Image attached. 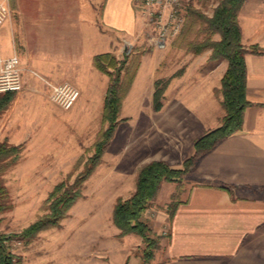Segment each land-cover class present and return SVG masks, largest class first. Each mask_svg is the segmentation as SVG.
<instances>
[{
	"label": "rangeland",
	"instance_id": "rangeland-1",
	"mask_svg": "<svg viewBox=\"0 0 264 264\" xmlns=\"http://www.w3.org/2000/svg\"><path fill=\"white\" fill-rule=\"evenodd\" d=\"M66 1L70 0H64V3ZM221 1L180 0L179 32L174 36L169 35L164 41L159 38L155 24L138 10L144 26L139 36L140 42L134 46H130L129 42L124 46L119 43L117 50L120 49L121 53L112 54L118 60L127 55L129 65L133 64L132 68L136 62L139 68L143 58H151L158 64L154 82L159 81L160 86L168 81L167 84L173 88L177 82H182L183 77L186 78L184 86H193L180 96L181 102L198 105L205 98V94L196 85L199 78L206 77L211 71L209 76H213L212 80L217 82L227 64L222 59L209 60L210 49L198 55L187 49L189 42L201 43L206 38L219 40L218 34H210L206 23L192 17L189 12L197 11L210 18ZM5 2L9 8L6 20L16 28V55L20 58L22 53L18 27L22 10L53 7L54 0ZM94 5L100 9L101 0H95ZM131 72L132 69L129 74H125L127 79ZM31 74L35 78L39 76L35 71ZM142 77H138L133 87L132 82L124 97L120 122L113 139L84 182L80 199L59 227L38 233L28 243L17 236L47 213V198L58 183H72L83 172L85 164L94 154V145L107 125L102 122L100 103L91 104L88 110L77 109L78 102L69 111L59 109L49 98L50 87L54 84L47 81L41 92L34 95L35 99L28 96L16 99V96L22 93L26 95V91L32 90L23 80V89L15 94L8 108L0 114V124L8 117L7 123L17 127L13 135H21L19 145L22 151L18 162L6 168L0 176L7 190V204L10 207L0 213V237L7 251L14 257V264H89L91 260L86 257L91 254L96 261L105 264H153L172 205L182 198L190 174L176 183H162L163 187L157 197L142 213L141 221L148 227L150 243L144 242L136 234L118 237L119 230L112 223L115 201L117 198L127 199L131 196L135 189L137 171L142 165L156 160L165 161L173 168H181L182 163L193 154V150L188 149L190 136L199 138L202 133H207L208 127L203 124L198 126L189 118L183 120L185 125L180 128L169 126L166 109L167 104L173 102V91L167 93V85L162 100L165 109L155 115L151 108V79L148 82L147 78ZM29 101L39 104V108H29ZM139 104L141 107L137 106ZM214 109L207 106V114H212ZM177 111L187 114L181 108H177ZM192 114L198 117L199 111ZM10 136H7L8 140ZM7 139L0 136V142L6 141L9 144ZM262 251L264 240H260L248 251V263L264 264Z\"/></svg>",
	"mask_w": 264,
	"mask_h": 264
},
{
	"label": "crops",
	"instance_id": "crops-1",
	"mask_svg": "<svg viewBox=\"0 0 264 264\" xmlns=\"http://www.w3.org/2000/svg\"><path fill=\"white\" fill-rule=\"evenodd\" d=\"M94 1L54 0L53 7L22 10L19 60L22 79L32 90H25L28 94L22 93L16 99H35L45 81L54 85L68 82L80 91L77 109L88 110L95 102L103 105L108 78L93 66V58L105 53L118 55L119 43L138 45L144 26L138 11L140 0H101L100 9ZM6 21L0 27V61L16 55V28ZM237 22L242 44L257 45L264 52V0H245ZM244 59L246 99L251 106L244 113L242 128L203 156L190 173L183 196L176 201L172 218L165 226L153 264H250L248 251L264 240V192L250 191L264 188V54L247 53ZM157 67L151 58H143L132 84L133 87L140 76L148 82L151 79V100ZM34 71L40 77H33ZM210 72L196 84L205 94L198 105L181 102L180 96L193 86H184L186 78L173 88L168 85L167 93H174L166 109L169 126L180 128L187 118L198 126H207L206 132L220 126L223 74L216 82ZM39 106L30 102L28 107L36 110ZM207 106L216 109L207 114ZM151 108L155 115L165 109L162 105L155 112L152 102ZM177 108L187 114L176 112ZM196 110L198 117L192 114ZM7 120L8 117L0 124V136L7 139L12 135L7 141L18 146L21 135H13L17 127ZM196 139L190 136L188 149L193 150ZM91 256L86 257L91 260L89 264H105Z\"/></svg>",
	"mask_w": 264,
	"mask_h": 264
},
{
	"label": "trees",
	"instance_id": "trees-1",
	"mask_svg": "<svg viewBox=\"0 0 264 264\" xmlns=\"http://www.w3.org/2000/svg\"><path fill=\"white\" fill-rule=\"evenodd\" d=\"M245 0H222L214 9L210 18L204 17L197 11L189 12L192 17L204 21L207 31L219 35L218 41L211 38L201 43L189 42L187 49L195 55L205 49H210L209 60L226 61V69L220 80V106L223 117L220 126L208 131L197 138L193 143V154L188 157L181 168H173L165 161H151L142 165L136 174L135 189L127 199L117 198L112 211V223L119 230L118 237L136 234L146 243L151 240L148 237V227L141 221V215L158 195L162 183H176L184 176L189 175L198 165L201 158L211 152L221 141L241 130L243 117L251 103L246 99V66L245 55L264 54L258 46L245 47L241 41V31L237 22V15ZM128 63L127 55L118 60L112 53L96 55L93 58V66L108 78L102 105V122L107 127L101 132L94 145V154L85 164L81 172L72 183H58L47 198V213L24 229L18 239L28 243L38 233L59 227L60 222L66 218L69 210L82 196L83 184L91 175L93 169L99 163L105 149L113 139L120 122L119 115L124 97L128 93L136 75L138 64L133 66ZM127 79L125 74H129ZM124 75V76H123ZM127 79V81H126ZM168 81L161 86L159 81L154 82L152 97L153 110L162 108L163 94ZM14 93L0 95V114L10 105ZM21 145H9L6 141L0 142V176L5 169L14 166L20 157ZM226 189V188H225ZM228 189V188H227ZM248 189V188H244ZM264 188H254L253 193H259ZM7 190L0 181V213L7 211ZM176 203L172 205L169 218H172ZM14 257L4 246V240L0 237V264H14Z\"/></svg>",
	"mask_w": 264,
	"mask_h": 264
},
{
	"label": "built area",
	"instance_id": "built-area-1",
	"mask_svg": "<svg viewBox=\"0 0 264 264\" xmlns=\"http://www.w3.org/2000/svg\"><path fill=\"white\" fill-rule=\"evenodd\" d=\"M180 0H140L138 10L155 24L159 38L164 41L169 35L179 32L181 20L178 18ZM9 14L5 0H0V27ZM169 33V34H168ZM37 76V75H35ZM39 77V76H37ZM20 60L16 55L0 61V95L18 93L23 89ZM51 102L63 111H69L80 98V91L74 85L64 82L50 87Z\"/></svg>",
	"mask_w": 264,
	"mask_h": 264
}]
</instances>
